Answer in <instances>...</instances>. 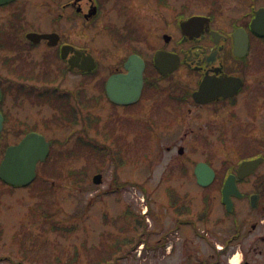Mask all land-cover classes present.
<instances>
[{"label":"flooded vegetation","instance_id":"1","mask_svg":"<svg viewBox=\"0 0 264 264\" xmlns=\"http://www.w3.org/2000/svg\"><path fill=\"white\" fill-rule=\"evenodd\" d=\"M62 127L122 166L147 140L167 183L201 185V165L206 188L217 187L123 211L119 222L132 216L151 234V257L118 236L93 264H264V0H0V166L43 137L36 182L68 142ZM15 189L0 177V202ZM12 250L0 242V263Z\"/></svg>","mask_w":264,"mask_h":264},{"label":"rangeland","instance_id":"2","mask_svg":"<svg viewBox=\"0 0 264 264\" xmlns=\"http://www.w3.org/2000/svg\"><path fill=\"white\" fill-rule=\"evenodd\" d=\"M64 129L57 130L62 141L70 134L68 128ZM146 142L142 140L136 156L134 149L129 148L126 166H122L112 163L103 153L92 154L78 148L74 138H69L41 166V175L33 185L15 189L11 197H2L0 242H13L11 264H65L75 256L74 264H93L104 255L109 257L106 243L118 236H127V240L133 237L141 244L142 257H151V234H146V227L141 234L132 216L127 217L126 223L119 222L123 211L164 209L170 189L181 197L197 200L213 197L217 187H202L174 175L167 183V161L155 164ZM99 173L103 181L96 185L93 178ZM128 180L132 183L120 186ZM55 220L72 231L53 230ZM146 221L150 231L151 219ZM121 226H125L124 230ZM22 259L28 262H20Z\"/></svg>","mask_w":264,"mask_h":264},{"label":"water","instance_id":"3","mask_svg":"<svg viewBox=\"0 0 264 264\" xmlns=\"http://www.w3.org/2000/svg\"><path fill=\"white\" fill-rule=\"evenodd\" d=\"M49 153V144L39 136H28L18 146L8 150L4 161L0 166V177L7 183L21 187L31 184L36 178V166L40 161H44ZM199 183L202 186H208V183L202 179L204 175L201 172V165L197 168ZM102 174L94 177V183H102ZM212 178V176H211ZM236 187L229 181L224 188V194L234 192Z\"/></svg>","mask_w":264,"mask_h":264},{"label":"trees","instance_id":"4","mask_svg":"<svg viewBox=\"0 0 264 264\" xmlns=\"http://www.w3.org/2000/svg\"><path fill=\"white\" fill-rule=\"evenodd\" d=\"M118 165L120 164L119 163V161H117L116 162ZM129 183H122L120 186H126V185H128ZM169 197H171V202H172V204L174 205V206H177V205H179L180 204V200H179V198L181 197L175 190H173V189H170L169 190ZM128 211H130V210H128ZM53 230H55V231H63V230H65V231H67L68 233H70V231H72V230H70V229H66L65 228V226H62V225H59V223H55L54 222V225H53ZM26 256V255H25ZM74 261L76 262L77 261V257L75 256V257H73L72 259H70L69 261H68V263L67 264H74ZM20 262H22V263H27L28 261L26 260V259H22V261H20Z\"/></svg>","mask_w":264,"mask_h":264}]
</instances>
